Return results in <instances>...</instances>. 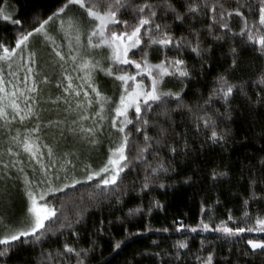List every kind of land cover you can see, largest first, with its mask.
Here are the masks:
<instances>
[{
    "label": "snow or ice",
    "instance_id": "6c2138e0",
    "mask_svg": "<svg viewBox=\"0 0 264 264\" xmlns=\"http://www.w3.org/2000/svg\"><path fill=\"white\" fill-rule=\"evenodd\" d=\"M235 19L240 21L238 31L232 27ZM0 21L15 26L13 43L0 40V183L6 196L7 182L18 181L25 200L18 218L0 215V264H8L25 246L34 253L25 264H89L97 240L81 246L80 228L93 202L103 196L122 204L125 181L134 172L140 191L154 184L165 187L162 176L174 171L171 159L179 154L177 137L185 151L189 146L187 131H176L182 125L191 122L195 135L203 132L207 141L221 143L226 129L220 125L238 110L234 104L241 101L249 110L264 109V66L244 79L248 69L240 60L241 52L248 49L264 59V0H55L47 13L33 15L29 28L4 7H0ZM34 44L47 49L60 69L55 82L59 94L49 96L47 102L58 109L63 105L66 114L43 125L41 85L52 81L41 73ZM225 46L227 52L217 58V50ZM217 67L220 70L211 76L209 86L208 77ZM100 74L113 81L112 95L101 90ZM189 93L196 98L194 103L185 99ZM106 125V153L98 164L80 162L77 152L63 151L44 139L46 127L55 129L61 139L67 133L96 149ZM260 139L264 140V132ZM259 151L264 153V146ZM248 171L250 194L242 200L241 216L237 219L229 210L227 219L215 228L201 220L192 232L212 228L228 237L264 233V213L253 216L248 210L250 200L264 201V156L258 167L249 162ZM226 175L211 173L214 182ZM78 185L91 191L87 202L82 194L79 203L74 202L75 211L69 213L65 197ZM155 206L161 205L157 201ZM137 214H143L141 206L128 209L127 216ZM118 219L123 224L124 219ZM230 221L236 226H229ZM93 228L90 236L102 235L105 221L100 219ZM122 243L116 242L113 251ZM247 245L253 252H264V240L248 239ZM174 247L179 261L178 250L188 244L177 241ZM241 254L247 256L249 251ZM149 255L163 264L160 252ZM196 261L213 264L214 253L196 256Z\"/></svg>",
    "mask_w": 264,
    "mask_h": 264
},
{
    "label": "trees",
    "instance_id": "16d2710c",
    "mask_svg": "<svg viewBox=\"0 0 264 264\" xmlns=\"http://www.w3.org/2000/svg\"><path fill=\"white\" fill-rule=\"evenodd\" d=\"M54 4L55 0H0V7L11 12L13 18L22 20L25 28L31 27L34 14L47 13ZM239 25L238 19L232 22V27L237 31ZM14 32L15 26L9 22L0 21V40L4 43H13ZM227 50V46L217 50L216 57L222 58L221 53ZM257 57L258 53L251 49L241 52V66L248 69L243 76L244 79H248V76L264 66V59ZM150 58L156 62L155 54H152ZM218 70H220L218 67L211 70V75L208 77L209 86L211 76ZM203 87V85H193V88L203 89ZM185 99L194 103L196 98L189 93ZM233 107L238 110L232 112L231 118L224 120L220 125L222 129H226V139L221 143L213 144L207 141L203 132L199 136L195 135L191 122L176 129L178 133L187 131L189 146L185 151L183 141L177 137L179 154L171 159V167L174 171L162 176L165 187L161 188L158 184H154L150 189L140 191L134 172L125 181L127 194L123 196L122 204L115 205L103 196L98 198V202L91 204L85 223L80 228L83 237L81 246L88 247L91 239L97 240L98 246L91 254L89 264H161L159 258L149 255L156 252L161 253L163 264H197L196 256L204 257L208 252L214 253L213 264H223L226 259H230L232 264H264V252L260 250L253 252L247 245L248 239H258L262 236H257L254 232H245L238 237H228L212 230L220 220L227 219L229 210L237 219L241 216L242 200L247 199L250 194L247 186L249 162L258 167L259 159L264 156V153L259 151L261 146H264V140L260 139L264 132V109L257 107L249 110V107L241 101ZM220 111L223 112L224 109L221 108ZM173 115L176 122L181 123V117L175 113ZM56 133L55 136H58L60 143L71 146L79 142L73 136L68 137L69 139L65 142L58 132L54 134ZM163 154L168 155L166 152ZM89 161L98 164L90 158L80 160V162ZM213 171L226 172L227 175L214 182L211 177ZM133 182H135V190H133ZM88 191L91 189L79 185L77 190L68 191L65 203L69 213L75 211L74 202L79 203V197L82 194L87 202ZM255 191L259 196L260 188ZM62 195L56 194L57 197ZM157 201L160 207L155 206ZM54 202L58 204L59 200ZM137 206L143 208V214L127 216L128 209ZM248 210L253 216L264 213V201L250 200ZM118 218L124 219L123 224ZM100 219L105 221L104 233L98 237L90 236L89 233L95 231L93 224ZM201 220L210 223L212 228L208 231L197 228L196 232H192L191 228L196 227ZM109 221L111 225L108 224ZM181 224L184 227H180ZM229 226L234 227L236 223L230 221ZM125 228L128 231H125ZM165 228L168 231H163ZM55 239V237L52 238V240ZM118 241H123L121 248L113 251L114 244ZM177 241H185L188 244L187 249L178 250L182 257L179 261L175 259L177 249L174 245ZM50 243L51 241L44 247H48ZM245 250L249 251V255L241 254ZM165 253L171 255H164ZM33 255L32 250L25 246L12 255L8 264H25V260H31Z\"/></svg>",
    "mask_w": 264,
    "mask_h": 264
},
{
    "label": "rangeland",
    "instance_id": "374dc122",
    "mask_svg": "<svg viewBox=\"0 0 264 264\" xmlns=\"http://www.w3.org/2000/svg\"><path fill=\"white\" fill-rule=\"evenodd\" d=\"M33 47L38 49L39 57H40V69L43 75H47L52 83L47 85H41L42 93L41 96L43 97L41 101L40 107L44 109L41 112V121L42 125L46 124V122L56 119H62L66 114L63 111V105H60L59 109L56 105H53L47 102V98L49 96L55 97L59 94V89L55 87V82L57 77L60 74L59 67L54 66L53 62L49 59L48 50L44 48H39L38 45L34 44ZM98 82L101 87V90L106 92L108 95H112L115 91V85L110 78L103 77V74H100L98 77ZM57 132L55 129H48L44 128V139L46 142L50 144H58L59 148L63 151H74L77 152L80 156V160H85L87 158L92 159V161L100 162L104 159L106 153V145H107V125L105 126V132L103 135L100 136L101 144L97 146L96 149H91L87 145H83L80 142H77L71 146H68L66 143L58 142V136L54 134ZM71 137L70 134H65V142ZM79 167V166H78ZM78 175H82V173H78ZM5 186L0 183V215H12L15 214L18 218L24 212L25 208V200L23 197L22 185L18 181L9 180L7 182V192L8 194L4 195ZM257 236H262L261 240H264V233H257L254 232Z\"/></svg>",
    "mask_w": 264,
    "mask_h": 264
}]
</instances>
